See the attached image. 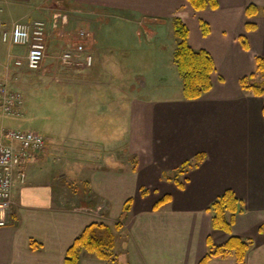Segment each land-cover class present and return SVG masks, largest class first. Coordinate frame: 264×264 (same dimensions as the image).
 I'll use <instances>...</instances> for the list:
<instances>
[{
	"label": "crops",
	"instance_id": "crops-1",
	"mask_svg": "<svg viewBox=\"0 0 264 264\" xmlns=\"http://www.w3.org/2000/svg\"><path fill=\"white\" fill-rule=\"evenodd\" d=\"M30 1L0 0V24L12 23L7 21L15 12L26 14ZM60 1L102 17L128 13L162 23L180 17L188 27L189 44L207 50L214 60L213 85L194 100L183 97L182 85L176 97L132 99L128 148L136 157L130 162L112 153L117 144L109 146L98 137L78 144L49 137L41 150L23 158L25 177L21 180L16 171L10 219L0 226V264H66L68 247L92 222L121 223L115 232L117 264H198L208 251V237L221 244L230 235L252 240L244 261L212 257L207 264H264V95L239 84L255 71L254 56H264V14L248 19L244 9L250 3L262 7L264 0H217L216 9L203 10H194L187 0ZM201 20L209 25L206 35ZM248 20L256 29L246 31ZM243 36L247 48L240 41ZM57 53L51 45L42 70L63 69L55 63ZM5 57L0 58V78L7 74L11 87L21 90L14 87L12 72L21 68L13 65L8 48ZM77 148L96 159L87 162L84 173L75 167L83 153L66 154V149ZM49 150L53 160L46 157ZM95 150L99 154L91 156ZM200 152L205 156L195 166L193 157ZM186 161L190 166H184ZM182 168L176 178L180 185L164 175ZM226 189L244 206L231 233L212 228L207 211ZM165 195L169 200L154 208ZM128 199L130 209L124 213ZM32 240L40 246L32 248ZM101 263L83 254L79 264Z\"/></svg>",
	"mask_w": 264,
	"mask_h": 264
},
{
	"label": "rangeland",
	"instance_id": "rangeland-1",
	"mask_svg": "<svg viewBox=\"0 0 264 264\" xmlns=\"http://www.w3.org/2000/svg\"><path fill=\"white\" fill-rule=\"evenodd\" d=\"M29 3L26 14L15 12L13 19L7 22L48 19L51 24L62 22L70 29L85 27L94 39V64L88 69L34 71L23 67L12 71L15 73L13 85L24 95V115L0 116V125L38 130L45 140L49 137L63 142L71 139L74 144L98 137L105 144L108 141L109 146L117 144L112 153L130 162L136 157L128 148L130 101L176 97L180 90L181 77L173 61L178 41L173 28L175 17L163 23L148 22L128 13L118 16L107 12L111 15L102 17L60 0H31ZM7 48L0 38L2 61L6 60ZM23 49L12 46L11 52L22 53ZM247 81L264 90V78L259 73L255 72ZM99 123L102 127H97ZM66 150V154L73 152L75 156L76 152L83 153L77 156L80 159L75 166L80 172H85L89 160H96L83 149ZM50 151L46 152V157L53 160ZM95 151L91 156L99 154L100 150ZM101 207L104 210V206Z\"/></svg>",
	"mask_w": 264,
	"mask_h": 264
},
{
	"label": "trees",
	"instance_id": "trees-1",
	"mask_svg": "<svg viewBox=\"0 0 264 264\" xmlns=\"http://www.w3.org/2000/svg\"><path fill=\"white\" fill-rule=\"evenodd\" d=\"M194 10H203L206 8L216 9L217 0H187ZM264 14V6L260 7L254 3L248 4L244 9L245 16L250 19L259 13ZM174 33L178 39L177 47L174 53L173 61L181 77L182 94L187 100H194L202 97L212 88V76L215 72L214 60L211 54L205 49H195L188 42L189 30L187 25L180 17L173 19ZM200 28L203 35L209 32V25L205 21H200ZM246 31L256 29V23L248 20L245 24ZM240 41L243 47L247 48L245 37ZM255 71L249 76H244L239 80L240 87L243 90L251 91L256 96H263L264 90L256 83H249L247 79L259 73L264 78V56L256 55L254 57ZM264 116V104H263ZM204 153H197L193 157V165H198L204 158ZM184 166H190V161H186ZM179 169L177 172L165 173L169 179L175 178L183 172ZM185 170V169H184ZM176 183L180 185V182ZM146 191L143 192L145 194ZM169 200L165 195L160 198L154 208H159ZM130 209V200L124 205V213ZM244 210L243 201L236 196L232 189H226L220 194L208 207L207 211L211 213L212 228L231 233V226L237 213ZM113 226V227H112ZM121 228V223L109 225L103 222H92L88 224L82 232L74 239L68 247L65 255L66 264H79L83 254H89L98 258L101 264H115L116 262V231ZM115 229V232L113 231ZM260 231L264 232V223L260 226ZM252 243L249 238L230 235L226 241L221 244H214L208 237V251L202 257L198 264H207L212 257H233L236 262L242 263L245 254ZM32 248H38L35 241H30Z\"/></svg>",
	"mask_w": 264,
	"mask_h": 264
},
{
	"label": "built area",
	"instance_id": "built-area-1",
	"mask_svg": "<svg viewBox=\"0 0 264 264\" xmlns=\"http://www.w3.org/2000/svg\"><path fill=\"white\" fill-rule=\"evenodd\" d=\"M1 41L11 46H21L25 54H13L8 50L15 67L26 66L39 69L47 57L51 45L57 47L55 63L60 68H86L91 66L93 55L87 44L93 41L92 32L86 28L67 30L64 23L35 19L15 21L1 32ZM56 41V42H54ZM24 97L21 91L13 89L7 74L0 78V116L18 117L23 114ZM44 145L41 133L31 129L6 128L0 125V226L10 219L14 176L20 170L22 158L37 152Z\"/></svg>",
	"mask_w": 264,
	"mask_h": 264
}]
</instances>
